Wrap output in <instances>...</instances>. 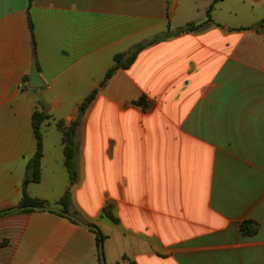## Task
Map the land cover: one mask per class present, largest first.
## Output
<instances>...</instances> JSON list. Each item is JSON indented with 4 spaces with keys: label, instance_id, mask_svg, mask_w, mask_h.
Returning <instances> with one entry per match:
<instances>
[{
    "label": "crops",
    "instance_id": "1",
    "mask_svg": "<svg viewBox=\"0 0 264 264\" xmlns=\"http://www.w3.org/2000/svg\"><path fill=\"white\" fill-rule=\"evenodd\" d=\"M263 21L264 0H0V264H102L97 232L12 210L36 111L48 116L41 179L26 195L63 210L71 188L67 213L100 230L105 264H264ZM190 23L205 25L144 48L101 86L117 54ZM33 60L44 87H29ZM94 91L71 187L58 123L69 128Z\"/></svg>",
    "mask_w": 264,
    "mask_h": 264
},
{
    "label": "trees",
    "instance_id": "2",
    "mask_svg": "<svg viewBox=\"0 0 264 264\" xmlns=\"http://www.w3.org/2000/svg\"><path fill=\"white\" fill-rule=\"evenodd\" d=\"M29 4L33 2V0H28ZM221 1V0H216ZM213 8V5H211L208 9V20L207 22H211V16L210 12ZM264 23V21H263ZM204 24H194L190 23L184 28H180L174 32H171L170 30L164 34L157 36L149 41H146L144 43L138 44L135 46L133 49H131L128 52L117 54L115 56V66L112 67L106 74L104 81L101 83V86H103L106 81H108L113 74L116 72L117 69L123 68V69H128L133 62L136 60L138 54L146 47L153 45L157 43L160 40L166 39L171 37L172 35H177L181 34L184 32H193L197 31L200 28L204 27ZM31 31H32V37H33V27L30 23ZM33 44L35 45V40L33 39ZM97 94V91H94L80 106L79 108V117L72 122V124L69 126V128L64 127L63 122L58 123V127L63 130L64 133V142L66 145L65 148V165L67 168V171L70 176V181H71V187L74 186L78 182V170H77V164H76V155H77V144H76V135H77V130L80 126L81 123V118L93 102L95 96ZM136 105L143 106L144 108H147L148 104L145 102V97H142L139 101L135 103ZM47 114L45 112H39L36 111L33 115V129H34V135L37 141V150L36 153L34 154L33 158L30 159L28 163V173L26 176V179L23 183V192H24V199L22 201V205H34V206H41L42 203L39 201H34L28 198L26 195V188L29 184L31 183H38L41 179V159H42V154H43V146H42V135H41V125L44 122V120L47 118ZM61 204L63 207V210L65 212H69V208L71 205V188L66 192L64 197L61 199ZM104 213L110 217L112 220H115L111 214L108 213L107 209L104 210ZM73 216L77 217V214L74 213ZM73 222V221H72ZM75 223V222H73ZM89 224V223H87ZM90 225V224H89ZM92 225V224H91ZM258 231V225L255 221H245L241 225V232L245 237H251L254 236ZM104 239V236L102 233L97 232V240L98 244L102 243Z\"/></svg>",
    "mask_w": 264,
    "mask_h": 264
},
{
    "label": "water",
    "instance_id": "3",
    "mask_svg": "<svg viewBox=\"0 0 264 264\" xmlns=\"http://www.w3.org/2000/svg\"><path fill=\"white\" fill-rule=\"evenodd\" d=\"M45 83L42 80V78L40 77V73L36 64V61L33 60L32 63V68H31V72H30V77H29V87L30 88H39V87H44ZM12 210H35V211H39V212H45V211H50V212H55L58 213L60 215H63L65 217H68L69 219H71L72 221L76 222L77 224L86 227L92 231L95 232H99V229L95 226H91L86 224L84 221L80 220L79 218L70 215L69 213L58 209V208H53V207H45V206H24V207H20L17 209H12ZM1 214V213H0ZM99 253H100V259H101V263L105 264L104 261V256H103V244L100 243L99 246Z\"/></svg>",
    "mask_w": 264,
    "mask_h": 264
}]
</instances>
